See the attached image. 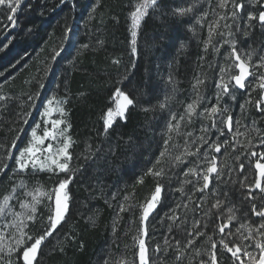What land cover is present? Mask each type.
Listing matches in <instances>:
<instances>
[{"label":"trees","instance_id":"16d2710c","mask_svg":"<svg viewBox=\"0 0 264 264\" xmlns=\"http://www.w3.org/2000/svg\"><path fill=\"white\" fill-rule=\"evenodd\" d=\"M134 1L22 0L20 9L23 12L15 17L17 26L13 28L9 22L6 27L11 29L3 37L7 45L1 42L0 37V80L13 76L3 84V92L12 99L3 104L0 154L12 132L23 124L18 110H25L22 105L28 95L38 89L35 85L37 78L45 75V71L47 73L54 51L62 47L64 51L53 66L48 84L53 83L56 90L67 94L66 111L74 138L71 153L77 158L79 150L82 152L92 146L97 152L88 162L95 160L101 163V169H107L96 174V167L89 163L83 165L85 161L79 153V168L85 167L84 175L81 173V176L79 171L70 185L72 201L68 216L42 246L39 264H95L97 260L109 257L117 260L122 252L132 250L133 230L126 222L130 215L123 213L124 219L117 223L118 201H114V206L110 204V191L113 188L124 190L123 195L128 194L131 205L134 203L136 207L154 191L157 181L145 173L161 151L163 138L160 126L165 117L158 115L155 109L144 111V106L161 101L164 93L161 89L167 85L169 73L176 80L174 87L177 93L185 92V97L190 95L192 81L197 76H210L209 66H206L208 61L200 59L202 46L197 42L201 40L186 31L188 22L169 12L176 5L174 0H163V8L150 12L144 19L135 45L137 59L131 66L134 57L131 54L128 14ZM177 2L182 3L181 0ZM66 28L71 32H66ZM1 30L0 36L3 34ZM154 34L157 36L152 37ZM140 38H144L147 45L148 42L152 45L151 40H155L157 54L149 55L142 44L139 48ZM101 40L102 45L99 43ZM183 40L188 43L185 47L181 46ZM84 44L89 47L83 48ZM208 56L210 60L214 57ZM124 76L127 79H122ZM210 84L206 82L201 86L202 90L209 92ZM117 87L134 97L136 106L129 108L126 122L117 117L113 127L105 133L102 117L109 109L115 108L112 99ZM169 87L172 89L173 85L166 89ZM112 148H116L115 153L110 152ZM132 156L135 160L131 162ZM255 159L243 155L241 162L250 165L249 160ZM40 176L45 177L46 174ZM56 176L53 187L64 174ZM140 179L143 183L139 182ZM211 186L207 193L211 192ZM170 201L166 199L164 206ZM94 206L96 211L92 210L91 214L95 223H92L86 213ZM136 207L132 211L136 212ZM213 217L208 223L209 228H215L219 223ZM38 221L34 224V236L47 226L41 217ZM161 225L160 229L166 230L169 223L164 221ZM190 228L186 227L181 232L184 239ZM56 236L60 237L57 241L54 240ZM182 236L178 234L179 238ZM54 242L57 243L56 248ZM133 249L137 250L135 245Z\"/></svg>","mask_w":264,"mask_h":264},{"label":"snow or ice","instance_id":"6c2138e0","mask_svg":"<svg viewBox=\"0 0 264 264\" xmlns=\"http://www.w3.org/2000/svg\"><path fill=\"white\" fill-rule=\"evenodd\" d=\"M251 2L253 5L258 6L257 11L248 10L245 12V0H216L215 7H212L209 3V10L202 9L193 16V23L189 24V31L194 36L198 35L196 25H199L201 29H207V39L203 41L204 52L207 53L209 46L212 45L214 52L219 53L220 47L228 45L227 53L223 57L227 63L219 69L212 100L205 103V98L200 90L201 86L206 83V77H197L193 85V97L186 104L184 112L177 116L176 112L169 109L168 116L165 117L163 130L160 131L163 138V150L159 152L160 158L165 157V154L169 152V142L174 139L173 134L185 137L182 151L173 156L172 160L174 164L187 163L182 159L183 157L197 156L196 166L186 168L182 174L185 177L190 174L195 177L194 186L201 193L212 185L214 175L217 179L222 176V172L218 168L217 157L215 155L209 156V152L212 150L215 153H221L222 148L231 147V151L235 152L237 146H239L241 149H247L243 152V155L256 158L254 161L249 160L250 165L255 169V177L250 182H241V187L246 189L244 199L250 204L244 215L259 219L253 221L249 218L246 222L240 223L235 231H232V222L237 220L236 213L239 209L234 205L225 209L228 192L218 194L215 202L205 214L211 218L212 209H215L216 219L221 222L216 225L212 235L206 236L208 247L203 252L200 250L195 251V256L201 257L199 264H219L218 246L228 254L227 258L231 261V264H264V151L254 150L255 148L264 149V132L255 127L254 120L249 127L242 124L241 119H237L234 129L232 107L223 102L224 97H228L229 100L235 102L237 93L246 90L247 99L244 104L239 106L242 116L246 114L245 105L254 106L257 112L264 114V54H260L253 62L254 49L249 48L241 52L237 47L239 40L247 39L256 28L264 31V0H251ZM21 3L22 0H0V10L7 11L6 19L13 28L17 26L15 17ZM199 3L200 0H192L187 6L170 8L169 12L174 16L183 17L192 14ZM161 8H163V0H138L134 5V10L130 11L133 53H136L135 45L138 31L144 19L150 15V12L159 11ZM93 12H95V8ZM209 16L212 17L211 20L208 19ZM66 32L70 33L71 29L66 28ZM214 36L221 37L219 43H212ZM99 43L102 45L103 41L101 40ZM82 47L88 48L89 45L84 44ZM63 51L62 47L55 50L53 58L59 57ZM200 59H204V57L201 56ZM113 63H119V61H113ZM233 68L237 70L235 74L232 73ZM122 79H127V77L124 76ZM167 83L173 85L171 95H175V81L171 73L167 76ZM43 86L41 83L40 87ZM256 89L260 91L258 96L254 98L252 92ZM114 95L117 98L116 107L109 109L102 117L105 133L113 127L117 117L126 122L129 108L136 106L135 98L119 87L115 89ZM171 95H165L163 100L154 107H158L161 111L168 109L167 101L171 98ZM31 99L33 97H29V100ZM7 100V96H0V101ZM54 101L55 107H53ZM66 102V99L56 100L55 97L47 100L42 112V120L45 125H50V127L46 126L38 135L36 129H39L40 125L36 124L31 131L29 142L22 150H18L14 158L15 167L10 170V179L20 173L48 172L50 175L64 174V176L51 189H45L42 185L29 188L26 183L20 181L19 184H13L10 192L0 198V264H39L42 246L53 236L68 216L72 201L70 185L76 179V172L71 167L73 155L70 149L74 141L70 135H67L71 125L64 119L66 110L63 105ZM202 103H205V106L200 110ZM143 110L148 111L149 109L145 108ZM28 115L30 113L26 111L21 113L24 123H27ZM54 116L55 118H53ZM194 119L207 121V123L200 126L198 136H194L192 131H184L181 128V122H184V126L187 128L188 125L194 122ZM241 127H247L249 132L255 133V136L249 139L248 133L240 131ZM213 132L217 133L215 139L212 136ZM240 136L245 137L246 143L238 139ZM189 137H192L191 144L195 145L194 151L189 146L187 139ZM220 137H225V139L221 141ZM254 139H258V143L253 144ZM204 145H208V148L204 153H200V149ZM11 149H16L15 142L10 145V149L4 150L5 159L0 160V175H4L5 171L8 170L6 161L13 159ZM88 158L85 157V160ZM235 159L240 161V155L238 154ZM156 163L159 164L160 160L157 159ZM200 165H203V167H200ZM238 169L241 173L244 172L245 164L239 162ZM146 174L163 177L166 172L163 168L155 171L149 168ZM243 180L247 181L248 177L245 176ZM139 182L143 183V179H140ZM185 182L193 183L192 180ZM177 190L183 192L182 187ZM18 191H20L19 196L17 195ZM163 191V185L157 182L154 191L139 205L141 210L140 225L137 234L133 237L137 248L136 257L132 261L121 258L116 264H161V254L166 257L169 251L174 253L175 264H181L182 259L186 256L188 250L192 249L196 239L206 235L205 230H201L200 222L195 221L193 223L194 231H187V238L183 246L178 235L172 234L171 239L168 237L163 239V247L157 243L152 248L150 255L147 243L149 218L159 206ZM257 192L261 194L259 203H257ZM128 200L129 196L125 195L123 197L124 202L118 205L117 223L120 213L126 210L131 211L133 208V205L125 203ZM13 201L18 203L19 211L16 210ZM42 204H47L50 209L47 226L42 232L34 236L29 230V225L36 223L38 207ZM202 206L203 201H199L196 204V209L199 210ZM184 207L187 208V205H184ZM89 219L92 220V223H95V220L91 217ZM167 219L172 221V224L176 225L178 229L186 224V221L181 220L180 216L176 215L175 210L167 216ZM203 228L207 229L208 225L205 224ZM226 229H229V231L226 232ZM115 231L114 224L113 232ZM169 231L171 233V225H169ZM217 232L219 239L214 240L213 235ZM237 235L239 242L226 238ZM205 255L206 258H204ZM153 257L156 259H153ZM105 264H107V261H105ZM189 264H191V261H189Z\"/></svg>","mask_w":264,"mask_h":264},{"label":"rangeland","instance_id":"374dc122","mask_svg":"<svg viewBox=\"0 0 264 264\" xmlns=\"http://www.w3.org/2000/svg\"><path fill=\"white\" fill-rule=\"evenodd\" d=\"M177 1L178 0H174V2L176 4L174 7H184V6H187L188 3L192 2V0H184V1L181 0V2L183 1L182 3L177 2ZM137 2H138V0L134 1L133 5H132V10H134V5ZM245 2H246L245 12H247L248 10H251V11H257L258 10V6L253 5L251 0H245ZM209 3L211 4L212 7H215L216 0H200L198 7L194 8L192 14H187V15L183 16L182 18L186 22H188L187 25H189L190 23H193V16L196 15L200 10H202V9L209 10L208 9ZM22 12L23 11H21V9H19L16 14H20ZM129 14H128V16H129V31H130V35H131V20H130ZM6 16H7V11L6 10H0V29L3 30V31L1 30L3 32V34L0 37H1V42L5 43V45H7V42H4L3 37H4V35H6L9 32V30H11V29L6 28L9 24V21L6 19ZM208 19L211 20L212 17L209 16ZM196 29L198 32V35L196 36V38L198 41L201 40V42H202V43L197 42L199 45L202 46V56L204 57V59H202V60L205 62L208 61V65H206V66H209V70H207V71H209V73H210V76H197V77H206V82L207 83L211 82L209 92L207 90L203 91L202 88L200 89L202 95L205 98V103H206L208 100H212V98H213V91H214L215 84H216L217 79H218L220 67L226 65V63H227L223 59V57L227 53L228 45H224L223 47H220L219 53L214 52L212 45H210L208 50H207V53H205L203 41L205 39H207V29L206 28L201 29L199 27V25H196ZM186 31L193 35V33L191 31H189V27H187ZM151 36L155 37L157 35L154 34ZM204 36H205V38H204ZM203 38H204V40H203ZM10 39H11V37H10ZM220 40H221V37L214 36L212 43L217 44L220 42ZM151 41H152V45H150L149 42H148L149 45H147L144 38L142 40L140 38V40L138 42V47L140 48L141 44H142L144 50L149 51L148 54L152 56L153 54H157V53L155 52L156 47L154 45V43H156V42H155V40H151ZM187 44L188 43L185 40H183L181 46L185 47ZM132 47H133V45H132V41H131V54L134 57L133 61L131 63V66L134 64V62L137 59L136 53L132 52ZM237 47L241 52H244V51L248 50L249 48L254 49L255 54L253 55V62H255L260 54H264V31L259 30V28H256V30H254L250 33V35L247 39H240ZM208 55H214V57L210 60ZM57 58H59V57L52 58V62L50 64V68H49L50 70H48L47 73L45 71V75L37 78L35 85H36V88H38V89H37V91H35V93H32V94L30 93L28 95V99L26 100L25 104L22 105L23 108H25V110H22V111L18 110L19 118L22 120V122H23V118L21 116V113L24 111L30 113V115H28V117H27V123L23 122V124H21L18 129L16 128L15 131L12 132L13 135H12L11 139L8 141V143L5 144L6 147L3 148V152L0 154V160H4L5 159V151L4 150L10 149V145L13 142H15L16 149H11V154L13 156V159L6 161V163L8 164V170L5 171L4 175H0V198H2L4 195H6L10 192L13 184H19L20 181H23L24 183H26L29 186V188L36 186V185H42V186H44L45 189L53 188L52 184H53L54 179H56L57 176L56 175L53 176V174L50 175L48 172H38V173H32V174L20 173V174H17L15 177H12L11 179L9 177L11 175L10 170L15 167L14 158L17 155L18 150H22L26 146V144L29 142L30 134H31V131L33 130L34 126L36 124L40 125V128L36 129L38 135L41 134V130L43 128H45L46 126L50 127V125H45V123L42 120V112H43V109L47 103V100L55 97L56 100L66 99V101H67L66 92L64 94L63 91H60L58 89H57L58 90L57 91L54 88L53 83H52V85L48 84V82L50 80V76H52L51 73H52L53 66L58 61ZM236 71H237L236 69H234V68L232 69L233 74H235ZM12 78H13V76L8 77L7 79L3 78L0 80V96H7L8 97L7 101H10V99H12V98L9 95L5 94V92H3V89H4L3 84ZM196 78L192 81L193 85L196 82ZM41 83L44 85L43 87H40ZM166 83H167V78H166ZM38 85H39V87H38ZM168 86H169L168 83L166 86L163 85V87H162L163 89H161V90L164 93L161 94V97H162L161 100H163L165 95H171V88H170L171 86L169 87V90H167L166 88H168ZM58 87L59 86H57V88ZM259 91H260L259 89H256V91L252 92V96L254 98L257 97ZM245 92H246V90H242V91L238 92L237 93V99L235 102L229 100L228 97L223 98V102L231 105V107H232V115H233V119H234V129H235V121L237 119H241L242 124L248 125L249 127L251 126L252 121L254 120L255 121V127L260 129L261 132H264V114L257 112L255 110L254 106H249V105H245L246 114L244 116H242V114L240 112L239 106L241 104H244L245 100L247 99ZM188 95H189L188 97H185V92L184 93H177V91H176L175 95H171V98L167 101L168 109H166L164 111H161L158 107H154V106H157L160 101L159 102L156 101L155 104H149V106L146 105V106H144V109L148 108L149 109L148 111L155 109V110H157V114L161 115L162 117L163 116L167 117L168 116V110L170 109L171 111L176 112L177 116H179L181 113L184 112L186 104L188 102H190L192 97H193V86H191V90L188 92ZM29 97H33V99L29 100ZM7 101H0V118H1V114H2L3 104H5ZM116 101H117V98L114 95V97L112 99L114 107H116ZM205 103H202L200 105V110L203 109V107L205 106ZM63 106L66 110V103ZM53 107H55V101H54ZM157 114L154 115V117H156ZM53 118H55V116ZM64 119H66V121L68 122L67 111H66V116L64 117ZM164 123H165V120H164L163 124ZM203 123H207V121H203L201 119H194V122L191 125H188L187 128H185L184 122H181V128L184 131H192L194 136H198L199 135L198 130ZM61 127H63V125H61ZM162 130H163V125L160 126V131H162ZM240 131L248 133L249 139H252L255 136V133L249 132L247 127H241ZM67 135H70L72 137L70 130L67 133ZM173 135H174V139L169 142V152L166 153L165 157H163V158H160L158 155V157H156V159H155V162L150 163L148 165V168H147V171L149 168H152L154 171L158 170L160 168H163V169H165V172H166V175H164L163 177H154L151 175L155 179V181H157L163 185L164 191L162 192V199L159 203V206L157 207V209L153 213V215L149 218V238L147 240V243L149 245L150 255H151V250L157 243H159L163 247V239L165 237H168L169 239H171L172 234H177V235L179 234L180 236H182L181 232H183V229H185L186 227H191L189 229V231H194L193 230V223L195 221H199L200 225H201V230H205L206 235L199 237V239H196L195 243L193 244L192 249L188 250L186 256L182 259V262H181V264H189V261H191V264H199V260L201 259V257L195 256V251L200 250L201 252H203L204 249L208 247V242L206 240V236L212 235L213 231L216 228V226H215V228H209L208 223H209L211 218L208 215H206L205 213L211 207V205L215 202V199H216L218 194L223 193L225 191L228 192V197H227V201L225 204V209L228 206H233V205L239 209V211H237V213H236L237 214V220L232 222V229H231L232 231H235V228L238 227L240 223L246 222L249 218L253 221H256L259 219L256 217L244 215V212L247 210V207H248V205L250 206V204L247 200L244 199V196L246 194V189L241 187V182H243V183L250 182L255 177L256 173H255V169L251 165H249L248 163H245L244 172L241 173L239 171V169H238V172L236 171L239 162H241L243 160V152L246 151L247 149H241L239 146H237L236 151L232 152L231 147H229L227 149L222 148L221 153H218V154H216L214 152V150H212L211 152H209V156L215 155L217 157L218 168L221 170L222 176L219 179H217L215 176H213V183L211 186V192L207 193L209 191V189H208V191L205 190L203 193H201V192L197 191L196 187L194 186L196 178L192 177L191 174L188 177H185L182 174L186 168H188L190 166H196V164L198 162L197 156H185L182 159L187 161V163L174 164L172 157L175 156L176 154H179L182 151V146L184 145L185 137L175 136V134H173ZM212 136L215 139L217 136V133L213 132ZM17 137H18V139H17ZM72 139L74 141L73 137H72ZM187 139L189 141V146L194 151L195 145L191 144L192 137H189ZM219 139L222 141L223 139H225V137H220ZM238 139L241 142L246 143L244 136H240V137H238ZM46 143H47V141H46ZM256 143H258V139L253 140V144H256ZM53 146L55 148V143ZM73 146H74V143H73ZM73 146L70 149V151L73 149ZM207 148H208V145H204L203 147H201L200 153H204ZM92 149H93L92 146H88L84 150H82V152H80V150L78 151L77 158H75V156L73 157L71 167L76 172V178L79 175V171H80V175L82 176L83 171L85 169V167L79 168V166H80L78 163L79 153H82L83 162L85 161V163L83 165H85L86 163H89L88 160L92 159L91 156H94L97 152V150H95V149L92 150ZM162 150H163V146L161 148V151ZM254 150L264 151V149H262V148H255ZM110 152L115 153L116 148H112V150ZM238 154L240 155V161H236V159H235V157ZM85 157H89V158L87 160H85ZM248 158H250V157H248ZM157 159L160 160L159 164L156 163ZM251 159H253V158H251ZM75 160H76V162H74ZM133 160H135V158L132 156L131 162ZM167 163H169L170 166H167ZM89 164L91 167H96V169H95L96 174L99 172L103 173L104 172L103 170H107L106 168L101 169V166H102L101 163L98 164L97 161H95V160H93ZM200 167H203V165H200ZM78 169H82V170H78ZM30 171L31 170L29 169V172ZM147 171H146V173H147ZM43 173L46 174L45 177L40 176ZM142 176H143V174L140 175L139 178ZM245 176L248 177L247 181L243 180V178ZM229 177H231V179H229ZM187 180H192L193 183H186L185 181H187ZM201 183H202V181H201ZM181 187L183 188V192L177 190ZM122 192H124V190L121 191V189H118V188H113L112 192L110 191V193H111L110 204L111 205L113 204V206H114V201H118V205H119V203L124 202L123 197L125 195H128V194L123 195ZM17 195L18 196L20 195V191L17 192ZM256 196H257V203H259L261 194L259 192H257ZM113 197H115V199H113ZM166 199H171V201L169 202V204L167 206H164ZM199 201H203V206L199 210H197L196 204ZM12 203L16 205V210L19 211L20 209H19L18 203L16 201H13ZM125 203L126 204L132 203L130 196H129V200ZM118 205L116 208H118ZM178 205H179V207H177ZM184 205H187V208H185ZM133 207H136V206H134V203H133ZM136 208H137L136 212H134L132 210L131 211L126 210L125 212H123L126 214L129 213V215H130L129 219L126 222L129 226H132L133 231L131 232L132 235H131L130 243L132 244L133 247L135 245L133 237L137 234L138 228L140 225V212H141V210H140L139 205ZM92 210L96 211V207L94 206V207L90 208L86 214L89 218L91 217L92 219H94L93 215L91 214ZM173 210H175L176 215L180 216L181 220L186 221V224L182 225L180 229H178L176 227V225H173L172 221L167 219V216L172 214ZM123 213L119 214V221H122L121 218L124 219ZM48 214H49V207L47 206V204H42L38 207V219L40 217L42 219H44V222H45L44 226H46V224H47ZM215 214H216V210L212 209V215H214L213 218L216 219ZM135 216H136V218H135ZM38 219H37V221H38ZM116 219H117V217H116ZM116 219H115V221H116ZM164 221H168L169 225H171V233L169 231L168 225H167L166 230L160 229L162 226L161 224H164ZM217 221H219V223L221 222L220 220H217ZM205 224L208 225L207 229L203 228V226ZM29 230L31 231V233H33L34 224L29 225ZM7 231H10V230H7ZM227 231H229V229H226V232ZM66 235L67 234H64V236H66ZM183 237L184 236L180 237L182 246H183L187 236L185 239ZM59 238H60L59 236H56V237H54V240H56V239L59 240ZM226 238L230 239V240H234L236 242H239L238 235L233 236V237H226ZM213 239L214 240L219 239L218 232L215 235H213ZM54 243H55L54 246L56 248L57 243L56 242H54ZM126 247L124 249H126ZM133 247H132V250L129 251L128 253L122 252V255L117 257V260L116 259L112 260L111 257H109L107 259L97 260L95 264H105V261H107V264H116V262L119 261L121 258L126 259L128 261H132L136 257V252H137V250L134 251ZM111 249L112 248H110V250ZM250 250H252V249H250ZM173 257H174V253L171 251L168 252L166 257H164L163 254H161V257H160L161 264H175ZM218 257H219V264H231V261L228 260V258H227L228 254H226L222 248H219V246H218ZM204 258H206V255ZM153 259H156V258L153 257Z\"/></svg>","mask_w":264,"mask_h":264},{"label":"bare ground","instance_id":"6f19581e","mask_svg":"<svg viewBox=\"0 0 264 264\" xmlns=\"http://www.w3.org/2000/svg\"><path fill=\"white\" fill-rule=\"evenodd\" d=\"M40 116V115H39ZM41 120V119H40Z\"/></svg>","mask_w":264,"mask_h":264}]
</instances>
